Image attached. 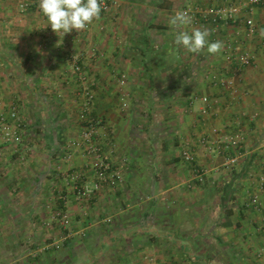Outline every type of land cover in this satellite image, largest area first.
<instances>
[{"label":"crops","instance_id":"crops-1","mask_svg":"<svg viewBox=\"0 0 264 264\" xmlns=\"http://www.w3.org/2000/svg\"><path fill=\"white\" fill-rule=\"evenodd\" d=\"M244 1L116 0L85 30L60 37L48 25L40 0H0V115L13 123L10 112L18 104L16 129L24 130L17 145L0 140V215L5 218L0 227L14 231L4 237L5 261L264 264V189L259 182L264 1L239 13L254 21L252 35L243 22L214 28L198 18L183 29L169 24L175 12L194 5ZM193 28L209 29L208 41H222V51L213 55L205 48L196 54L174 43L177 31L191 34ZM144 30L151 46L148 56L141 55ZM234 47L252 56V64L227 60ZM73 56H80V65L96 84L90 114L104 120L99 138L114 146L108 158L114 164L126 160L116 191L82 204L72 186L93 177L85 159L76 154L63 160L43 135L63 132L73 142L80 134L85 116L83 96L70 73ZM220 74L233 78V88L213 85L212 77ZM124 100L129 101L126 110ZM223 135L234 144L221 156L198 143L207 137L217 145ZM55 147L65 145L56 142ZM184 148L193 150L195 164L182 159ZM230 156L236 163L227 167ZM18 158L25 161L18 164ZM62 175L66 179L56 178ZM50 176L54 187L63 185L61 190L46 191ZM253 197L260 210L248 205ZM50 199L52 206L47 205ZM227 206L231 214L223 219ZM62 209L72 219L75 215L74 227L68 228L72 237L62 244L61 255L39 249L34 256L26 243L35 247L37 236L23 240L22 235L28 237V226L36 225L35 231L45 227L31 216ZM17 247L24 249L16 254Z\"/></svg>","mask_w":264,"mask_h":264},{"label":"built area","instance_id":"built-area-1","mask_svg":"<svg viewBox=\"0 0 264 264\" xmlns=\"http://www.w3.org/2000/svg\"><path fill=\"white\" fill-rule=\"evenodd\" d=\"M264 0H245L244 3H231L228 6H207L200 7L198 5L191 6L183 11L188 12L193 20L200 19L204 23L211 24L214 28L222 24H234L237 22H243L246 27L248 35H252L255 32V23L251 18H240L239 13L242 7L253 6L262 3ZM116 0H101V12H106L112 4H115ZM230 49V48H228ZM226 58L229 61L235 62L239 66H249L252 64V56L246 52H242L238 48L234 47L227 51ZM80 56H73L71 61V74L78 84L77 92L82 94V114L84 118V125L81 128L80 135L73 142L66 146L65 158L71 160L74 155L83 157L86 161V167L92 172L93 177L90 180L91 184L82 183L76 187L75 194L78 199L99 198L104 193L108 194L117 188L122 181L123 176V162L114 164L109 158V154L113 152V145L108 147L102 143L99 138V127L104 125L103 119L94 117L90 114L91 105L93 99L94 83L90 82L85 68L80 65ZM213 85H219L225 88H233L234 80L230 76H215L212 77ZM204 101L207 98L203 99ZM17 113L13 109L10 113V117L13 123L6 122L3 116H0V136L3 139L18 143L20 141V132L18 131L16 124L19 122ZM256 117V115H254ZM198 143L202 148L208 152H213L215 155L221 156L227 148L234 144L232 138L228 135L219 137L218 144L216 141L212 142L207 137H200ZM107 147V148H106ZM182 159L190 164L196 163V156L193 150L190 148H184L181 150ZM236 163V157L230 156L226 158L225 165L231 167ZM260 167L262 174L259 176V182L261 188L264 189V150L260 159ZM198 169V168H196ZM201 171L199 170H196ZM201 181V176H197ZM248 205L254 210L261 209V203L255 198H251ZM65 216V215H64ZM264 226V221H263ZM152 264V263H148Z\"/></svg>","mask_w":264,"mask_h":264},{"label":"clouds","instance_id":"clouds-1","mask_svg":"<svg viewBox=\"0 0 264 264\" xmlns=\"http://www.w3.org/2000/svg\"><path fill=\"white\" fill-rule=\"evenodd\" d=\"M39 8L47 18L48 25L58 36H64L75 30H85L93 20H98L101 13V0H40ZM169 24L175 29H183L192 24V17L186 11H177L169 18ZM209 29L193 28L177 31L174 43L190 53L199 54L207 49L209 54H217L223 49L222 41L209 42ZM264 39V27L259 30Z\"/></svg>","mask_w":264,"mask_h":264},{"label":"rangeland","instance_id":"rangeland-1","mask_svg":"<svg viewBox=\"0 0 264 264\" xmlns=\"http://www.w3.org/2000/svg\"><path fill=\"white\" fill-rule=\"evenodd\" d=\"M24 7H26L25 5H24ZM27 8H28V6H27ZM85 71H87V70H85ZM71 73V72H70ZM86 74H87V77H88V79H89V81L90 82H93L92 80H91V78H90V76H89V73L88 72H86ZM73 76V75H72ZM74 78V77H73ZM124 79V78H123ZM75 80V79H74ZM94 83V87H95V82H93ZM119 83H122V79L120 78V80H119ZM78 87V86H77ZM94 90H95V88H93V92H94ZM93 97H94V94H93ZM92 101H93V99H92ZM122 107L124 108V110H126V109H128L129 107H128V105H129V101H122ZM13 107H12V110L13 109H15V111H16V113L18 114V110L17 109H19V107H18V104H16V105H12ZM92 106V105H91ZM11 110V111H12ZM11 113V112H10ZM84 114V113H83ZM1 116V115H0ZM95 117V116H94ZM104 121V120H103ZM81 124H83L84 125V122H80ZM80 124V125H81ZM83 125H82V127H83ZM103 126V125H102ZM1 131V130H0ZM46 133V135L45 134H43L44 136H47V138H45V142H53L52 143V152H55V154H57L59 157L61 156V158H63V160H67L66 158H65V153H66V146L69 144V143H71L72 141V139H68L67 141H66V137H65V134L63 133V132H61L60 134L58 133H53V135H52V133L51 134H48L47 135V132H45ZM63 133V134H62ZM80 135V134H79ZM20 136H21V138H20V141L18 142V143H13V142H10V141H7V140H5V139H3L2 138V136H0V140H1V142H9V143H11V144H14V145H17V144H19L21 141H22V137H24V130L20 133ZM79 137V136H78ZM78 137H76V139L78 138ZM51 138H54V140L53 139H51ZM56 142H57V144L58 143H60L62 146H64L65 145V148L63 149V148H60V149H58V148H53L54 146H55V144H56ZM65 142H67V144H65ZM55 143V144H54ZM62 152V153H61ZM60 153V154H59ZM25 158V157H24ZM20 159V158H18L17 159V163L19 164V163H21V162H24L25 161V159ZM126 160L125 159H123V158H121V162L120 163H122L123 162V166L126 164V162H125ZM22 164V163H21ZM20 164V165H21ZM24 165V164H23ZM53 176H50L49 178H48V181H49V183L47 182L46 183V191H52L53 190V188H54V190H61V188H63V185H60L59 183H56V185H55V187H54V181H52V180H50L51 178H52ZM81 177H83V176H81ZM56 178H60V179H63V178H65L66 179V176H56ZM81 179V178H80ZM81 183H83L84 184V182L82 181ZM86 184H91L90 182H88V183H86ZM78 185L76 184V183H74V185L72 186L73 187V189L76 191V187H77ZM48 187V188H47ZM61 187V188H60ZM60 188V189H59ZM118 188V187H117ZM117 188H115L113 191H111V192H115L116 191V189ZM5 189V188H4ZM53 190V191H54ZM62 192V191H61ZM110 192V193H111ZM2 200V199H1ZM95 199L94 198H89V199H81V198H79V199H77L76 201L77 202H80V204H82V203H85V202H90V201H94ZM56 201V200H55ZM61 201L62 202H65V200H63V199H61ZM2 202H4V200H2ZM57 204V203H56ZM47 205L48 206H52V200L50 199L49 201H47ZM65 215V216H64ZM79 216V215H78ZM0 217H1V219H0V222H2V223H4L5 222V218L3 217V215H0ZM33 219L32 220H34V223L36 222L37 223V225H38V222L39 223H44V229L43 230H37V231H35L34 230V228L36 227V225H35V227L34 226H28L27 227V235H28V237H25L24 235H22V238H23V240L24 239H29V240H31L32 238H31V236L32 235H36L37 237V240H38V242H39V244L38 245H35V247H32L33 245H32V243H26V246H28V247H30V251L34 254V256H35V253L36 252H38V250L39 249H41V250H43V251H50V252H54L55 253V255L57 254V255H61L60 253H62V248H63V246H62V244L66 241V240H69L72 236H70L69 235V233H71V231L68 229L69 227H71V224H73L72 225V227H74V224L76 223L75 221H76V219H75V215H74V218L72 219V217L73 216H71L68 212H67V210H64V209H62V210H60V211H56V212H53V213H51L50 214V211H49V213H47V214H45L44 216L42 215L41 217L39 216V215H33V216H31ZM11 232H14V231H12V230H10V229H2V227H0V264H9L8 263V261H5V254L7 253L5 250H4V237L6 236H10V233ZM25 232H22V234H24ZM18 234V235H17ZM16 234V236H19V233H17ZM54 238V239H53ZM75 239H77L76 237H74ZM79 239H81V237L79 238ZM21 249H24V247L23 248H20V247H17V249H15L14 250V252L16 253V254H18L19 252H20V250ZM80 249V248H79ZM79 249H77V250H79ZM51 254V253H50ZM84 253L82 252L81 254H80V256L81 255H83ZM7 256H9V254H7ZM78 262V261H77ZM77 262H75L76 264H77ZM74 263V264H75ZM150 263H152V264H157V262H150ZM27 264H29V262L27 263ZM63 264H70V263H63ZM148 264V263H147ZM161 264H167V263H161Z\"/></svg>","mask_w":264,"mask_h":264},{"label":"trees","instance_id":"trees-1","mask_svg":"<svg viewBox=\"0 0 264 264\" xmlns=\"http://www.w3.org/2000/svg\"><path fill=\"white\" fill-rule=\"evenodd\" d=\"M160 5H162V4H160ZM145 30L143 32V36L140 38L141 44L143 45V48L141 50L142 51L141 52V55L142 56L143 55H146L145 53H147V56H148L149 55L148 52L151 50V48H150L151 46H150V44L148 42V36L146 35ZM230 214H231V209H230V207L227 206L226 208H224V212L222 214L223 219H228V217L230 216Z\"/></svg>","mask_w":264,"mask_h":264}]
</instances>
